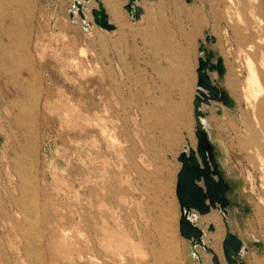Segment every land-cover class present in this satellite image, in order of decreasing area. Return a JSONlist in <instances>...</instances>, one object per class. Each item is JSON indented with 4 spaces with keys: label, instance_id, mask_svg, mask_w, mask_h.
I'll return each instance as SVG.
<instances>
[{
    "label": "rangeland",
    "instance_id": "rangeland-1",
    "mask_svg": "<svg viewBox=\"0 0 264 264\" xmlns=\"http://www.w3.org/2000/svg\"><path fill=\"white\" fill-rule=\"evenodd\" d=\"M82 1L84 20L74 0L0 14L19 63L0 74V264H212L180 235L175 196L176 157L196 145L201 43L223 62L211 77L229 102L203 104L202 119L229 190L225 221H195L220 264L226 229L242 264H264V0H139L138 19L120 0L116 16L104 5L111 30Z\"/></svg>",
    "mask_w": 264,
    "mask_h": 264
},
{
    "label": "water",
    "instance_id": "water-1",
    "mask_svg": "<svg viewBox=\"0 0 264 264\" xmlns=\"http://www.w3.org/2000/svg\"><path fill=\"white\" fill-rule=\"evenodd\" d=\"M89 2L90 0H84ZM97 7H93L90 12L93 15V22L104 30H111L114 25L109 20L105 6L101 0H95ZM139 0H126L124 9L135 19L140 17L141 6ZM78 14L84 20L86 16L82 9L84 2L74 0ZM73 14L71 13V16ZM85 26L88 23H84ZM214 42L212 36H208L206 41ZM198 56V66L196 68L197 82L196 92L192 104H194V119L196 121L194 134L196 145L192 147L189 139L183 146L182 151L176 159L181 165L176 173L175 196L178 200L180 216L178 219L180 235L190 242L191 248L201 263L202 258L195 251V246H201L211 253L212 264H220V258L213 248L204 241L205 230L197 225L195 218L198 215H205L211 209L220 210L225 221V213L228 199L226 192L229 190L228 182L222 177L218 164H216L214 149L209 141V135L202 121L205 112L202 110L203 104L211 105L212 101L220 100L228 104L227 93L218 87L216 81L212 79L211 72L215 71L218 75L223 74V62L221 58L215 60L214 54L204 44H200ZM208 231L214 230V225L208 223ZM223 256L227 264H242L237 259L238 254L243 250L242 242L229 229H226L222 239ZM209 241V239H208Z\"/></svg>",
    "mask_w": 264,
    "mask_h": 264
},
{
    "label": "bare ground",
    "instance_id": "bare-ground-1",
    "mask_svg": "<svg viewBox=\"0 0 264 264\" xmlns=\"http://www.w3.org/2000/svg\"><path fill=\"white\" fill-rule=\"evenodd\" d=\"M30 1L31 0H0V14L2 13L4 16L11 17L12 20L16 21V19L18 18L17 16L20 14L22 7L23 8L30 7V3H31ZM80 1L82 2V0H80ZM102 1H103L104 5L109 6V9L112 12V14H114V16H116L118 5L121 3V1L120 0H102ZM218 1H220V0H218ZM227 1H228V3L230 2L231 4H233L235 2V0H227ZM239 1H238V4H239ZM12 3H14L15 5L13 6ZM75 13H74V16L76 17ZM3 27H4V25H3ZM8 27H7V29H8ZM14 38H15V35L10 33L9 30L2 32V29H1V34H0V64L2 66L0 65V74L2 72L6 73V74H8V73L11 74L12 72H9V71H11L13 68H16L17 64H19L18 63V56H16L15 52H13V50H12L13 44H15L13 41ZM3 39H7V43ZM20 54H22V53H20ZM248 72H249V74L247 77V81H248V86L250 87V94H251L250 96H252L251 100L258 101V99H259V97L263 91V86H261V84H260L258 73L255 69V66H254L251 58H249ZM13 83H18V81L14 80ZM18 86H19V84H18ZM36 93H38V91ZM202 121H203V119H202ZM191 146H192V144H191ZM192 147H194V146H192ZM256 154L258 156V161L260 163V169H261V172L263 173V178H264V157L261 155L262 153L257 152ZM263 187H264V184H263ZM30 189H32V188L29 187L28 190H30ZM216 219H217V215H214V214H212L208 218V220H211V221H216ZM35 241H37V240H35ZM213 241H214L213 245L216 246L217 241H215V239H213ZM194 249H195V251H197V254L199 255V250L197 249V246H195Z\"/></svg>",
    "mask_w": 264,
    "mask_h": 264
},
{
    "label": "crops",
    "instance_id": "crops-1",
    "mask_svg": "<svg viewBox=\"0 0 264 264\" xmlns=\"http://www.w3.org/2000/svg\"><path fill=\"white\" fill-rule=\"evenodd\" d=\"M193 118H194V116H193Z\"/></svg>",
    "mask_w": 264,
    "mask_h": 264
}]
</instances>
